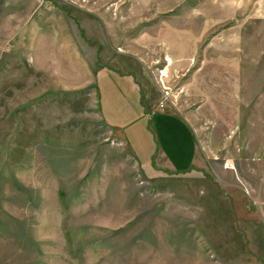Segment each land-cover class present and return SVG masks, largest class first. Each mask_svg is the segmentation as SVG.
<instances>
[{
	"label": "rangeland",
	"instance_id": "1",
	"mask_svg": "<svg viewBox=\"0 0 264 264\" xmlns=\"http://www.w3.org/2000/svg\"><path fill=\"white\" fill-rule=\"evenodd\" d=\"M118 62L189 125L190 170L143 167L102 118ZM250 260L264 262V0H0V264Z\"/></svg>",
	"mask_w": 264,
	"mask_h": 264
},
{
	"label": "crops",
	"instance_id": "2",
	"mask_svg": "<svg viewBox=\"0 0 264 264\" xmlns=\"http://www.w3.org/2000/svg\"><path fill=\"white\" fill-rule=\"evenodd\" d=\"M111 67L115 71L111 68L112 73H102L99 81L102 118L122 132L143 167L174 173L190 170L196 163L197 144L189 125L174 114L151 110L150 101L145 103L149 82L141 75L137 64L118 62ZM129 101L139 102L140 109L133 110ZM144 105L149 107L144 108ZM111 108L121 111L112 114ZM245 264L264 262L250 260Z\"/></svg>",
	"mask_w": 264,
	"mask_h": 264
},
{
	"label": "bare ground",
	"instance_id": "3",
	"mask_svg": "<svg viewBox=\"0 0 264 264\" xmlns=\"http://www.w3.org/2000/svg\"><path fill=\"white\" fill-rule=\"evenodd\" d=\"M165 73V72H164Z\"/></svg>",
	"mask_w": 264,
	"mask_h": 264
}]
</instances>
